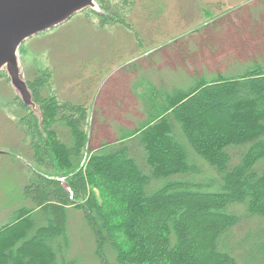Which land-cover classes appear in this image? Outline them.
Instances as JSON below:
<instances>
[{"label": "trees", "instance_id": "obj_1", "mask_svg": "<svg viewBox=\"0 0 264 264\" xmlns=\"http://www.w3.org/2000/svg\"><path fill=\"white\" fill-rule=\"evenodd\" d=\"M44 75L27 82L44 135L20 104L23 140L39 168L22 188L32 207L16 210L0 227V264H74L64 260L70 209L82 212L100 264H108L105 246L116 264H240L234 229L264 220L262 63L199 78L187 90L153 87V99L149 86L142 88L144 119L93 148L84 165L85 114L37 95ZM59 122L68 141L52 129Z\"/></svg>", "mask_w": 264, "mask_h": 264}, {"label": "rangeland", "instance_id": "obj_2", "mask_svg": "<svg viewBox=\"0 0 264 264\" xmlns=\"http://www.w3.org/2000/svg\"><path fill=\"white\" fill-rule=\"evenodd\" d=\"M18 56L27 86L40 72L45 74L37 95L78 105L85 114L89 142L82 152L84 165L93 148L117 140L122 128L144 119L142 88L149 86L153 99V87L188 89L202 77L209 81L243 73L253 62L264 65V0H96L95 10L29 39ZM20 104L1 71L0 227L16 210L32 207L22 188L39 169L23 140L25 111ZM52 129L68 141L62 123ZM198 163L204 176L214 177L210 167ZM237 210L244 214L243 208ZM66 229L65 262L100 264L95 237L81 211H67ZM233 233L235 243H241L235 246L240 264H264V220L250 219ZM259 243L263 248L257 251ZM104 253L108 264H116L109 246Z\"/></svg>", "mask_w": 264, "mask_h": 264}, {"label": "water", "instance_id": "obj_3", "mask_svg": "<svg viewBox=\"0 0 264 264\" xmlns=\"http://www.w3.org/2000/svg\"><path fill=\"white\" fill-rule=\"evenodd\" d=\"M95 8L96 0H0V72L6 73L16 98L37 119L39 130L43 119L24 81L19 49L29 39Z\"/></svg>", "mask_w": 264, "mask_h": 264}]
</instances>
